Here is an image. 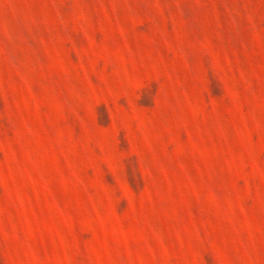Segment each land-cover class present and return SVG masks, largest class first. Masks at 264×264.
<instances>
[{
    "label": "rangeland",
    "instance_id": "obj_1",
    "mask_svg": "<svg viewBox=\"0 0 264 264\" xmlns=\"http://www.w3.org/2000/svg\"><path fill=\"white\" fill-rule=\"evenodd\" d=\"M0 264H264V0H0Z\"/></svg>",
    "mask_w": 264,
    "mask_h": 264
}]
</instances>
